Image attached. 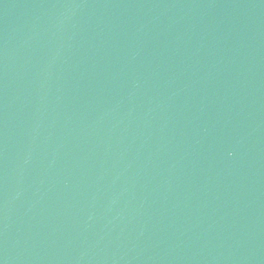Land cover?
<instances>
[{"label": "water", "instance_id": "obj_1", "mask_svg": "<svg viewBox=\"0 0 264 264\" xmlns=\"http://www.w3.org/2000/svg\"><path fill=\"white\" fill-rule=\"evenodd\" d=\"M0 264H264V0H0Z\"/></svg>", "mask_w": 264, "mask_h": 264}]
</instances>
